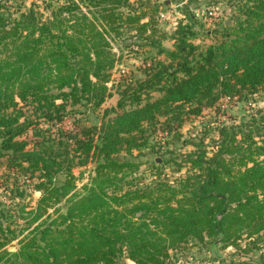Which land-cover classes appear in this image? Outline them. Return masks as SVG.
<instances>
[{"label":"trees","instance_id":"16d2710c","mask_svg":"<svg viewBox=\"0 0 264 264\" xmlns=\"http://www.w3.org/2000/svg\"><path fill=\"white\" fill-rule=\"evenodd\" d=\"M25 1L0 0V264H171L193 241L237 248L227 264H264V105L204 126L185 154L140 159L163 149L158 129L177 146L185 120L264 92V0H228L231 23L206 46L180 23L174 49L155 38L159 7L144 0ZM131 30L157 52L121 78L99 124L120 58L112 37ZM89 164L78 191L74 169ZM167 165L186 172L171 180Z\"/></svg>","mask_w":264,"mask_h":264},{"label":"rangeland","instance_id":"374dc122","mask_svg":"<svg viewBox=\"0 0 264 264\" xmlns=\"http://www.w3.org/2000/svg\"><path fill=\"white\" fill-rule=\"evenodd\" d=\"M33 1L41 3V0H26V5L29 6ZM159 7V11L154 14V19L157 23V31L155 38L161 40L162 46L174 49L173 39L171 35L176 31L178 25L194 23L195 29L198 31V37L194 38V42L202 46H206L216 41L214 31L218 29L222 21L229 19L231 15V9L228 5V0H222L219 4H211L210 0H144ZM133 4L138 5V0H131ZM11 5H16V2H10ZM149 12V8L144 7ZM169 11L170 18L162 19L160 16L161 12ZM204 34L206 36L204 37ZM209 34V35H207ZM114 38V39H113ZM112 44L114 46V52L119 58V63L112 71L111 82L108 83L110 87L111 96H109L103 106L96 111L97 122L101 123V117L105 108H111L117 104L119 94L117 92V84L121 81L124 76L130 75H141L140 67L145 57L151 54H156L157 49L151 44V39H143L142 35L139 36L136 30L124 31L121 37H112ZM111 40V38H109ZM131 44L130 46H128ZM142 44V45H141ZM159 59H167L165 54L159 56ZM168 62L170 59L167 60ZM252 105V106H251ZM264 105V92L250 96L249 100H243L241 98H223L220 100L216 108L206 109L201 116L192 117L191 119L185 120L182 126L179 128L178 136L179 141L177 146L175 144L165 145L164 141L168 136L162 129H158L154 138L162 143L163 149L160 153H153L150 150H144L140 154V159L143 161H155L162 163L164 160L169 158L170 151L176 153L185 154L194 149L193 145H184V142L191 141L194 138L200 137L201 130L203 127L210 123L214 126H221L223 124H230L238 122L241 117L246 113L250 107H261ZM73 107V106H72ZM71 106L70 109H74ZM82 117L85 122L90 123L95 120V114H92V110L86 109V112L77 114ZM75 113L69 114L66 119L64 127L72 128L74 126L75 118L78 117ZM213 129L210 130V134L206 140V143L212 144L209 137H216L217 132ZM168 138H170L168 136ZM137 153V152H135ZM146 167V166H144ZM93 168V164L87 166L75 167L74 172L78 176L77 190L82 191L83 186L89 180L90 171ZM3 165L0 163V192L4 189L5 176L3 175ZM166 171L170 174V179L174 180L176 177L184 174L186 168L181 172H177V167L173 165H167ZM29 192V196H30ZM33 199L39 197V193L32 192ZM28 196V197H29ZM25 197V202H31V199ZM244 243V242H243ZM18 247L16 241H14L9 249L15 251ZM174 255L171 264H227L233 257L235 262L240 257V252L235 247H222L220 243L214 244L210 241L205 243H196L195 241L189 242L184 245V248L172 251ZM257 253L249 254L248 257H256ZM244 257V258H248Z\"/></svg>","mask_w":264,"mask_h":264},{"label":"built area","instance_id":"2783aa9c","mask_svg":"<svg viewBox=\"0 0 264 264\" xmlns=\"http://www.w3.org/2000/svg\"><path fill=\"white\" fill-rule=\"evenodd\" d=\"M160 16L162 19H169L170 18V12L169 11L161 12Z\"/></svg>","mask_w":264,"mask_h":264},{"label":"water","instance_id":"95a60500","mask_svg":"<svg viewBox=\"0 0 264 264\" xmlns=\"http://www.w3.org/2000/svg\"><path fill=\"white\" fill-rule=\"evenodd\" d=\"M225 23H226V24H230L231 21L227 19V20L225 21Z\"/></svg>","mask_w":264,"mask_h":264}]
</instances>
